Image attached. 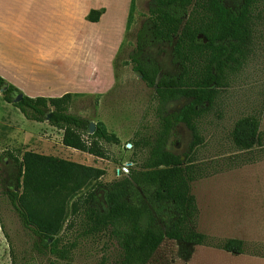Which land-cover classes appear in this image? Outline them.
I'll return each mask as SVG.
<instances>
[{"label":"rangeland","instance_id":"rangeland-1","mask_svg":"<svg viewBox=\"0 0 264 264\" xmlns=\"http://www.w3.org/2000/svg\"><path fill=\"white\" fill-rule=\"evenodd\" d=\"M149 2L0 0V76L31 97L69 92V113L102 122L119 138L118 143L103 142L105 158L63 146L61 129L47 119H27L0 90V264H120L122 253L111 228L84 233L86 224L71 209L73 202L90 192L103 209L108 184L140 169L146 157V148H133L135 134L154 133L158 128L154 88L146 85L130 60ZM91 9L101 10L96 27L86 19ZM250 16L251 40L241 65L225 71L213 102L194 120L195 132L179 123L167 141L168 150L187 154L194 165L197 177L190 183V193L197 213L193 224L212 245L164 238L146 264H264V0L253 5ZM173 44L145 48L160 74L179 72L171 62ZM187 102L185 98L169 101L165 111H176ZM247 116L258 120L257 137L252 147L242 149L233 142L232 132L235 123ZM196 137L200 142L190 150ZM25 151L103 172L65 203L57 234L58 250L67 251L64 257L50 251L51 240H43L47 246L42 247L39 238L22 227L7 199L12 189L22 193L17 178ZM229 238L242 240L244 252L215 246Z\"/></svg>","mask_w":264,"mask_h":264},{"label":"trees","instance_id":"trees-1","mask_svg":"<svg viewBox=\"0 0 264 264\" xmlns=\"http://www.w3.org/2000/svg\"><path fill=\"white\" fill-rule=\"evenodd\" d=\"M258 1L243 0L239 9L231 11L220 0H150L148 16L137 31L130 60L146 85L154 88L158 128L154 133L135 134L133 148H146V157L140 169L108 184L103 209L96 204L97 195L92 192L73 202L71 209L72 215H80L86 224L84 233L111 228L122 253L120 264H146L164 238L212 245L193 224L197 213L195 198L190 193V183L197 177L194 165L187 154L181 156L168 150L167 141L179 123L195 132L194 120L213 102L225 71L241 65L251 40V9ZM100 14L101 10L91 9L86 19L97 22ZM165 42L174 43L172 63L179 67L176 75L160 74L155 60L145 54L147 46ZM1 89L4 99L11 103L20 93L0 76ZM179 98L188 102L167 113L165 104ZM70 101L69 92L50 97L23 94L13 105L27 119H47L61 129L63 146L105 158L103 142L118 143L119 138L102 122H96L94 131L88 133V121L68 112ZM257 129L254 116L239 119L232 132L233 142L242 149L252 147ZM199 142L196 137L189 149ZM102 173L74 161L25 151L17 178L22 193L12 189L6 196L22 227L38 237L42 247L47 246L42 241L49 239L50 251L60 252L57 234L64 220L66 201ZM70 225L71 222L67 227ZM215 246L229 252H244V242L237 238ZM62 252L64 257L67 251Z\"/></svg>","mask_w":264,"mask_h":264},{"label":"flooded vegetation","instance_id":"flooded-vegetation-1","mask_svg":"<svg viewBox=\"0 0 264 264\" xmlns=\"http://www.w3.org/2000/svg\"><path fill=\"white\" fill-rule=\"evenodd\" d=\"M220 3L222 4L223 7H226L228 9H230L231 11H235L242 6L243 0H237L236 4L229 3L227 0H220ZM171 62H172V58H171Z\"/></svg>","mask_w":264,"mask_h":264},{"label":"water","instance_id":"water-1","mask_svg":"<svg viewBox=\"0 0 264 264\" xmlns=\"http://www.w3.org/2000/svg\"><path fill=\"white\" fill-rule=\"evenodd\" d=\"M141 76V75H140ZM2 91V89H1ZM23 96V93H18L13 99H12V102L13 103H16V102H19L21 100ZM94 128H95V122L93 121H89L88 122V133H92L94 131Z\"/></svg>","mask_w":264,"mask_h":264},{"label":"crops","instance_id":"crops-1","mask_svg":"<svg viewBox=\"0 0 264 264\" xmlns=\"http://www.w3.org/2000/svg\"><path fill=\"white\" fill-rule=\"evenodd\" d=\"M100 17V16H99ZM99 20V19H98ZM101 20V19H100ZM89 22V21H88ZM90 25L96 27L98 25V21L97 22H89ZM74 43V42H73ZM75 44V43H74ZM78 45H81L82 43H77ZM41 96H44V95H41ZM50 96H53V95H48V96H45V97H50Z\"/></svg>","mask_w":264,"mask_h":264}]
</instances>
